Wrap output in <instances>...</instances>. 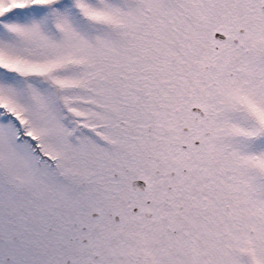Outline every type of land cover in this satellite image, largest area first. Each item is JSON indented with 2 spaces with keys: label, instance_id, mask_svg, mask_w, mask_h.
Returning <instances> with one entry per match:
<instances>
[{
  "label": "snow or ice",
  "instance_id": "6c2138e0",
  "mask_svg": "<svg viewBox=\"0 0 264 264\" xmlns=\"http://www.w3.org/2000/svg\"><path fill=\"white\" fill-rule=\"evenodd\" d=\"M0 264H264V0H0Z\"/></svg>",
  "mask_w": 264,
  "mask_h": 264
}]
</instances>
